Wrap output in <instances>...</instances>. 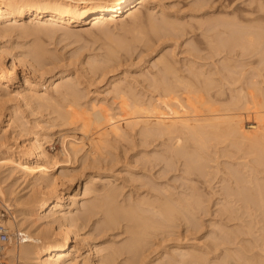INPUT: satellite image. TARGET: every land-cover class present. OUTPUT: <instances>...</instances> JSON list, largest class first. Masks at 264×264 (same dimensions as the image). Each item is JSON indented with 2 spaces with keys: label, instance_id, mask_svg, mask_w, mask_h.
I'll list each match as a JSON object with an SVG mask.
<instances>
[{
  "label": "bare ground",
  "instance_id": "6f19581e",
  "mask_svg": "<svg viewBox=\"0 0 264 264\" xmlns=\"http://www.w3.org/2000/svg\"><path fill=\"white\" fill-rule=\"evenodd\" d=\"M152 2L154 3L155 0H104L102 2H98L97 0H0V38L5 37L7 35L9 36L15 32H17L19 34L20 33H22V34H34V36L36 35V36L41 38L43 36H48V35L50 36V35H52V33L54 34L55 31L62 29V28L66 29L64 31L69 35L70 33L72 34L74 29H76L78 27L83 29L82 30L83 32L90 33L95 29L102 28L103 26L105 27L109 23H115V24L121 23L122 24L127 20H132L134 23H136L137 21H139L141 19L143 20V18L148 20L147 23L149 22V24H150L149 28H151L154 31V34L156 32V33L161 34V35L162 34L163 35H170V36L175 35V34L178 35L179 32L182 31V29H183L182 24H179L177 22L165 19L167 17H165L161 23H158L157 19H156L157 22L154 20V17L151 15L150 10H149V12L147 11L148 15H147V13H145L148 5ZM197 2H196V4H197ZM199 3L200 2H198V4ZM252 4H253V2H252ZM258 6H261V5H258ZM257 9L259 10L258 7H257ZM262 11H263V6H261L260 11H257V12H262ZM245 12L243 11L242 13H245ZM124 15H125V18H123ZM244 15L245 14H243V16ZM243 16L237 17V18L233 17L234 20L233 19L230 20L227 17L226 18L221 17L218 20H213L211 23V24H213L212 28L207 25L208 27L211 28V29H208V31H207V33L210 31L208 33L209 36H207V37L205 36L206 38L204 37V39H203L202 37L204 35H201L202 41L205 40L204 42L211 49V52L214 53L215 51L218 50L216 53L217 55H219L220 51L226 52V54H224V52H221L225 56H223V58L220 59V60H223V62L220 61L223 63V64L221 63L223 68L220 65V67H221L220 71L217 70V68H216V70L214 69L216 72L213 69L207 70V69H205L204 63H203L204 69L202 68V66L198 67L197 66L198 63L196 62L197 61V59H196L195 63H197V64L195 66H197V68H200V69L195 70L194 67H190L188 65L187 68H189L190 71H188L189 69H186L183 71L181 69L182 68L181 67L180 68L181 71L179 70L180 72L183 71V73L181 74L178 71L179 67L176 68L177 64L175 65V63H177V62H175V63L172 62L173 61L171 59L172 56L170 57V54H168V53L164 54L163 53V56H161L160 59L158 58L156 60L157 62L155 63V67L153 65V67L157 69L156 72H154L152 75L149 73L150 75H148V76H151V78L147 77V81H148L149 85L151 86L153 93L158 92L157 93L159 96L158 98L157 97L153 98V96H152L153 100L151 99V97H150L151 100L148 99L149 101H144L143 99H145V98L140 100L141 98H138L134 94H132V88L130 87L129 84H126V82H124V81H118V82L114 81V83L111 85V90H109V91L111 94H113L116 98L119 99V101H120V107L119 108L121 109L120 110L121 112H124L123 115L125 114L126 116H128L126 118L127 119L126 124L124 123L128 128L134 129L136 126L138 127V125H139L141 134H144L145 136L146 135L150 136L153 139L155 136H157L156 138H158V139L160 138L161 140H162L163 136H164V138L166 136V138H168V139L165 138L167 140V142L169 140V136H172L173 138L170 137V140L172 139L171 140V142H172L173 139H175L173 141L174 144L169 143L170 142V140H169L168 143L165 141L167 144H169L168 146H166L167 144H165V142H162V141H164V139L161 141V143H163L161 145L163 152H164V150H163L164 146L166 149L170 148L168 151L165 149V152L164 153L162 152V153L165 154L167 152L168 154H165V156L167 155L168 159L169 158H176V157H172V155L176 156V154L179 155L180 158L181 157L184 158L185 160L183 159V161H186L185 165L189 168V170L192 167L197 169V170L200 167L203 170V168L201 167L203 165V166H205L204 171H206L205 169L207 167L206 166L207 164L204 165L203 163L206 162V161L204 162V160H208L209 158L205 159L204 156L201 154L202 151L204 154V152H205L204 150L206 148L203 147V150L199 153L198 150L202 149L200 146H208L209 147L210 143L221 141V140L224 142V139H225L226 143H228L230 141L232 143V145H234V148L239 151V153L238 152H232L233 156H234L233 158H236L235 157L236 155L234 153H236V154L238 153L237 154L238 159L246 158L248 156L251 157V158L248 157V158H250L249 160L246 159V161L239 163L242 166V169L239 168V165L237 164L238 163L237 162L235 165H233V167L234 166L235 167L230 172L231 173L230 178L232 180L231 184H233V185L231 186V188L229 187V189H228V196H229L228 198H230V196H231L232 200L227 201L228 203H226L225 205L230 204V207L228 206V208L230 210L229 214L231 215L230 219H231V221H234V222L232 224V227L229 228V230H230L229 237L226 236L227 239H229L226 242L229 244L227 251H228V254L230 255V256H228V255L227 256H228V258L230 257L229 264H264V100H263V102H261V99L260 100L258 99V97L260 96V94L258 95V93H260V92H258L259 91V83L255 84L254 85L255 87H254V86H252L253 83L251 84L250 80H249L248 83H250V84L248 85V87L251 85L252 87H254V90H253V88L251 89V87H249L251 89L250 91H248L249 88L248 89L245 88V90L247 92H245V90H244L245 86H243V89H242V87H239V90L241 88V91L239 92V90H238L236 93H234L235 94L234 96L236 97V94L238 93L237 96H239L240 99L234 100L233 97L231 96L232 97L231 103L233 105L230 104V106H228V107L225 106V104H224L225 107L222 105V103H225V102H223L224 100L223 101L221 100L222 101V103H220L221 108L218 106L219 105L218 103H217L218 105H216L220 109L217 108L216 106H213L216 104L214 102L215 97H214V99H212L210 97L211 95L213 96L214 93H215L214 95L216 97H217V95L218 96L220 95L219 93H222V92H218L217 88H215L218 85V82H217L218 77L220 76L219 79H221L222 81L224 79V81H225L227 75L230 76L229 74H231L230 72H232L230 70L231 69L233 70V68L230 69V67L231 66L234 67V64H235L234 63L233 65H231V60L233 59L232 57H236V56H231L232 52L230 54V51L234 50L233 48H235V47H237V49H238V47L240 49L244 48L241 51L245 50V52H244L245 54L248 53V55H251L250 54L251 51L250 52L248 51L249 46L250 47L253 46L251 43L255 44L259 41V43H257V44H259V47L263 45L264 35H262L263 34L262 32H264V15L258 13L256 15L254 14V15L249 16V18L247 16L246 17H243ZM228 17H230V16H228ZM245 20H246V22L250 21V23L247 22V24H246L244 22ZM141 21H139V22H141ZM255 22H256V24H253ZM206 23L208 24V22H206ZM88 25H89V28H83V26H88ZM152 30H151V33L153 32ZM214 30H215V32H213ZM211 32H212V34H211ZM216 32L221 33L219 38H218L219 34L216 35L217 34ZM233 32H236V33H233ZM205 33H206V31L202 34H205ZM229 33H230V35H229ZM232 33H233V36H232ZM222 34H223V36H222ZM225 34H227V36L229 35L230 37L229 36L227 37ZM255 34H256V36H255ZM257 34L258 35L261 34V36H259L258 38L260 39V37H262L263 39L262 38H261L262 40L257 39L256 38ZM214 35H216L217 38L214 37ZM213 37L216 39H219V41L214 39ZM150 40H152V39H150ZM150 40H149V42H150ZM176 41H177V39H176ZM254 41H255V43H254ZM260 41H261V43H260ZM0 43H1L0 44V90H1L2 87H4V86L9 88L10 82L13 81V77H15L14 75L16 73L17 62H19V64H22V65L25 64V62H24L23 58H21L17 54L13 53L12 62H11V64H9L8 53L13 52V51H10L12 49H9L8 46L3 45L2 42H0ZM198 43L199 42H196V44H197L196 47L198 48V50H201V51L204 50V48L202 47L204 45L201 44L202 45L201 46L200 44L198 45ZM190 46H191V44H190ZM194 46L195 45L193 43V46L188 48V49H192V51H191L192 53H190V55L192 56V59L198 58L199 61H202L204 59L202 57L203 53L200 52L202 54V56H201L200 53H198L197 48H195ZM114 47L118 48L117 46H114ZM125 47L126 46L124 45V49H125ZM201 47H202V49H201ZM256 47L257 46H255V47L253 46L251 48L256 49ZM259 47H257L258 50H259ZM33 48H35V47L33 46ZM112 48L113 47L111 46L110 49H112ZM209 48L207 50H210ZM246 48H248L247 49L248 52L246 51ZM251 48H250V50H251ZM263 48H264V46H263ZM115 49L114 50L112 49L111 52L108 55H106L107 58L105 61L103 59V61L105 62V65L108 62H110L111 60H112V62H114L113 56L115 53H117V52H115ZM188 49H187V52H190V50H188ZM207 50H205V51H207ZM261 50H263V53H264V49H262V47H260L259 52ZM46 52L47 51H45V49H42L40 47L39 48L36 47L35 49L31 50V52H30L31 54L28 53L29 55H32L30 57H32L33 61L30 62L29 66H30V72H32L34 75L35 74L37 75L38 72H40V70L45 68L46 62H48L46 60H47V57L49 56V55L47 56V54H49V53H46ZM213 53L211 56L214 55L213 57H217V56H215V53L214 54ZM240 53H242V52H240ZM257 53L258 52H255L256 55H257ZM260 53L263 54L262 52H260ZM28 54H27V56H29ZM50 54H51V52H50ZM243 54L238 53V55H240V56L245 55V54L244 55ZM187 55H189V53ZM196 55L198 57H196ZM242 56L240 58H242ZM258 56H260V55H258ZM199 57H200V59L201 58L202 59L200 60ZM207 57H210V56H207ZM247 58H249V56ZM256 58H258V57H256ZM210 59H211V57H210ZM244 60H247V59H244ZM244 60H238V61L244 62ZM259 60H262V63H264L263 58L262 59L259 58ZM98 62L99 61H97V65L95 66L96 69L102 68L101 63L99 62V65H98ZM191 62L193 64V60L190 61V63ZM212 62H213V60L211 59L210 63H212ZM232 62H234V60ZM257 62L262 64L261 61H257ZM200 64L202 65V63H200ZM213 64H214V62H213ZM219 64H218V66H219ZM237 64H238V62H237ZM241 64H243V63H241ZM246 64H245V66H246ZM254 64H251V65H253L252 67H254ZM156 65H158V67H156ZM216 65H217V62H215V66ZM238 65H237V67H238ZM249 65H250V62H249ZM263 65L264 64H262L261 68L262 67L264 68ZM103 66H104V63H103ZM206 66L209 67L208 64ZM255 66H256V64H255ZM108 67H110V66H108ZM247 67H248V64H247ZM106 68H107V66H106ZM259 68H260V65H259ZM259 68H257V71L258 70L260 71ZM93 70H94V68H93ZM243 70H245V69H243ZM243 70H241V73ZM246 70H248V69H246ZM185 72H187V73H185ZM246 72L243 71V73H246ZM184 73L186 75L187 74L189 75L190 73L191 74L189 76L188 75L186 76V75H184ZM223 73H225L226 77L223 75ZM239 73H240V71H239ZM241 73L239 75H241ZM243 73H242V75H245ZM253 73L254 72H252V74ZM260 73H262V72H260ZM257 74H259V73H257ZM239 75L236 76V75H233V73H232L231 79H234L236 81L239 77V80H240V77L242 75L241 76H239ZM254 76H256V75H254ZM262 76L264 78V75H262ZM61 77H62V80H61L62 82H58L57 84H55L53 87V90H52L53 92H55L54 95L57 94V97H53L54 95L51 96L49 93H46V92L40 93L38 87H41V85L38 82H36L34 79L32 80L31 77L28 75H25V83H26L25 88H23L22 90L15 89V93L14 92L13 93L16 94V97L15 96L14 97L16 99L20 100L19 102H24L26 105H30L32 102L36 101L39 108H42V109L43 108H47V109L52 108V110H53L52 112L56 113L59 120H61L60 121L61 125H66V126L71 125V126H75V127H77V126L81 127L82 126V128L85 127V129H88L87 125L90 126V124L92 125V123L94 124L95 122L90 121L93 117L90 119L86 118V116H87L86 114H87L88 109L87 110L83 109L85 106L82 107L81 106L82 104L80 105V102H79L80 96H79V93L77 92V89H76L77 84L74 85L75 83H74V81L71 82L72 80H65L64 81V79H66L65 76H61ZM222 77H223V79H222ZM230 77H227V78H230ZM242 77H243V79H245L244 76H242ZM247 77H250V76L248 75ZM259 77H260V75H259ZM231 79H229V80H231ZM253 79H254V77H253ZM239 80H237L236 82H238ZM216 82H217V84H216ZM252 82H255V81L252 80ZM258 82H260V81H258ZM261 82L263 84L262 80H261ZM220 83H222V82L220 81ZM226 83H232V81L226 82ZM245 83H246V81H245ZM245 83H243V84H245ZM233 84L234 83H232L231 85H233ZM236 84L238 87V83H236ZM245 85H247V84H245ZM257 85H258V87H257ZM223 87L221 88L222 90H223ZM263 88H264V86H263ZM213 90H217V91L213 92ZM154 91H156V92H154ZM243 91H244V93H243ZM260 91H261V89H260ZM11 92H12V90H9L6 93L8 95H10ZM229 92H231V91L229 90ZM262 93L263 92H261V94ZM14 94H12V95H14ZM232 94L233 93H231V95ZM12 95H10V96H12ZM224 95H225V93H224ZM205 96L207 98L213 100V102L215 104H212L213 102L211 103L212 100L208 101V102H210L212 104V106L215 108L209 107V105H208V107H203V108H201L203 110H201V109H198L197 107H195L194 102H190L191 99H197L198 98L200 100L201 97H203L202 98V100H203L206 98ZM2 97H3V95H2ZM14 97H13V99H14ZM139 97H141V96H139ZM60 98H61V100H60ZM242 98L245 99L246 101L243 100ZM118 99H116V100H118ZM209 99H206V101ZM241 99L246 102V104H244L243 108L245 109V111H247L249 113V115H247V116H249V118L251 119V122L253 121L252 123H247V125H245V126L243 124V117L240 116L239 114L235 113L237 111H235V112L231 111V109H233V106H235V104H236L235 107L237 108V105H238L237 103L240 104ZM262 99H264V98H262ZM185 100H186V102H185ZM230 100H228V101L226 100V103L229 102ZM61 101H64L65 103H66V101L70 102L69 106L72 105L71 107H74V108H71V107L68 108L69 106L67 107V104H64ZM192 101H194V100H192ZM196 102H197L196 105L198 106V100H195V103ZM200 102H201V100L199 101V103ZM100 103H101V101H100ZM90 105H93L91 107H93L94 111H92V112L89 111L88 114H90V113H91V115L94 114V115H92V116H94V119H93L94 121H98V123L100 122L99 124L102 127H104L106 124H108V125L110 124L107 129H105L103 131L100 130L98 132L99 134H97V135L99 137H103V139L100 140V142L105 141V143H107L106 142V141H108L107 136L111 133L113 134V136H115L114 138H117V137L122 138V136L127 134L125 131V128L121 124L116 123V119L119 120V115H122V114H118V112L117 113L113 112L111 110L112 108H109V106L108 107L105 106L106 104L104 105L103 103L96 105L94 102ZM201 105H203V104L201 103ZM226 105H228V104H226ZM240 108L242 109L241 106H240ZM244 109H242L241 111H244ZM91 110H92V108H91ZM235 110H238V108ZM170 114H172V117L170 116V118H168L169 117L168 115H170ZM91 115H90V117H91ZM14 117L12 118V115H11L10 118L8 119V122L6 123V125L10 126V127H11V125H12V127L14 125V127H13L14 129L20 128L21 130H23L22 127L24 125L22 126V124L20 123L21 122L20 118H18L17 115H15ZM87 117H89V116H87ZM95 118L97 120H95ZM249 118H247V119H249ZM245 119H246V116L244 117V121L247 120V119L246 120ZM86 120H89L90 124H87L88 121L86 122ZM27 124H28V122H27ZM96 124H97V122H96ZM99 124H97L98 127L100 126ZM103 124H105V125L103 126ZM94 126H96V125H94ZM2 131H3V129H2ZM2 131H0V199L2 201H5V202H6V200L7 201L9 200L10 202L13 201L14 206L16 207V211H17L16 214L18 213V215H17L18 217L15 218L16 221L14 220L15 221L14 224L16 225L18 230L23 231L26 235V239L23 242H21L17 246L10 247V249L8 250V254L10 256L9 258H10L11 264H76L77 262H78V264H119L120 263L119 259L122 258L123 255H126V256L123 258V262H121L120 264H147V263H143L142 260L138 258L139 254L141 253L142 248L144 247V246L142 247V245L145 244V242H148L147 239L150 238L151 235L160 233V232H158V229L162 230L161 232L164 233L165 228H167V225H165L164 222L167 221L169 223V221H172V219H174L173 217H175L174 213H176V212L184 213V211L186 212V210H187V212L188 211L191 212L190 210H192L194 205L197 203L195 200L196 203L193 205L192 208L189 209L188 205H190V204H188V203H190L191 200H193V198L196 197V195L194 196L192 194H189L188 197L190 198V195H191L193 198L191 197L190 202L185 204L182 202V201H184V199H185L184 202H187L186 198L184 197L186 195L184 193V192H186L185 189H184L185 191L182 192L185 195L182 196L181 199H178L181 196L176 197V199H178V200H176V199H173L171 197L174 195L173 194L174 192L172 193L170 191L171 189L170 188L168 189L167 186L166 187L162 186L163 188H162V190L160 189V192L159 191H157V192L153 191V192H156V194L154 193L155 195H153V193H151V190H150L151 188H150V189H148V193L145 196H143L141 198L139 197L140 198V199L138 198L139 200L136 198L135 201L138 200L137 203L134 200L132 203V201H131L132 199H131L129 201V202H131V204H129L127 206H122L123 204L121 203L122 205L120 206V204L117 203V197H118L119 193L116 192L115 188H112L111 186H109V188H105L106 186L105 187L103 186V190H102L103 192H101V194L99 193L100 199L99 198L98 199L100 201L98 203H95V201H94L93 204L86 206L87 208L84 210V212L86 213L88 211L87 213L91 214V218L93 216L92 214L101 213L102 215H105V218L104 217H103L104 219L102 218V220H103L102 226L106 227V228L108 227V229H112V228H109V226H111V225L116 226L120 222V219H122L121 218L122 216L124 217L123 218L124 220L127 221V219H129L133 222V224L131 223V221H129L132 225L128 224L130 227L126 230V231L130 232V234H131V235L128 234L130 238H129V240H127V241H129L127 244H124L123 246H118V245L115 246V245L110 244V246H107V247L102 249L103 251H105V254L101 255L97 251L94 250V248H96L97 246L95 245L96 247H94V246L88 245L87 241H86L87 238H85L83 235L80 234V231L82 230V228L84 229V226L86 223L83 221L80 224V222H81L80 220L82 219L81 216L74 215V213L72 212V209H70V206H69V203L75 204L78 201V199H81L83 196L79 192H75L74 194L67 195L66 188L68 185L66 184V182H67L66 178L68 176L66 177V174H64L62 172H61L62 174H60V176L50 174V170H51L50 167L54 165L53 164L50 166L53 156L50 155V153L48 152V150L46 148H43L41 146L42 143L37 142L38 139L37 140L35 139L33 141H29L27 144H24V145H17V147L14 148L13 145L10 146V142L7 143L8 139H11L12 137L6 136L5 134L2 135V133H1ZM5 131H3V132L5 133ZM85 133H86V131H85ZM93 135H95V134H93ZM37 137H39V136H37ZM15 140H16V138H15ZM227 140H229V141L227 142ZM94 141H96V139ZM98 142H99V140L96 143H98ZM76 143L73 142V140L70 143V151L69 152L70 153L72 152L74 154V156H76L78 151L80 150L79 147L82 148L81 145L78 146L79 144L77 145ZM108 143H110V142H108ZM195 143L196 144L198 143L200 145V146H197L198 148L200 147L199 149H196V146H195V149H193ZM100 144L102 145V142ZM100 144L99 145L95 144V146L97 145V147H99ZM213 144L214 145L211 144L212 148L210 147L211 150H213V152H211V150L209 149L210 154L211 153L214 154V152H215L214 150L216 149L214 147V146H216V143H213ZM221 144L223 145L224 143H221ZM229 145H228V147H230ZM208 147H207L206 151L208 150ZM225 147L226 146H224V148ZM232 147H230V148H232ZM99 149H100V147H99ZM220 149H222V148H220ZM229 149H225V150H229ZM97 150H98V148H97ZM218 151L219 150L217 149L216 154L218 153ZM223 152H221V153H223ZM65 153H67V152H65ZM162 153H160V152L157 153V151H156L154 153L155 154L154 158L157 159V157H158V159H159L158 161L164 162V160L167 158L164 155H160ZM224 153H230V155H231L230 151L229 152L225 151ZM224 153H223V155H225V156L229 155V154H224ZM93 154H94V152H93ZM97 154L95 152L94 155H97ZM101 154H102V152H101ZM170 154H172V155H170ZM219 154H220V152H219ZM206 155H208V153ZM65 156H66V154H65ZM71 156L72 155L70 154V157ZM162 156H164V157H162ZM217 156H218V154L216 155V157ZM147 157L148 156H146V158ZM219 157H220V155H219ZM227 157L231 158L232 156H227ZM202 158H204V160ZM220 158H218V159H220ZM148 160H149V158H148ZM170 160L169 161L167 160L168 163L170 162ZM200 160H203V161H201V164L199 163ZM213 160H214V158H213ZM240 160H242V159H240ZM167 161L165 160L164 166H165V163L167 164ZM173 161H174V159H173ZM173 161L171 163H173ZM231 162H233V160ZM56 163L57 162H55V164ZM183 164H184V162H183ZM194 164H195V166H194ZM169 165L170 164H168V166L167 165L166 166L169 167ZM174 165H178V164H174ZM185 165H182V166L185 168ZM170 166L172 167V164ZM210 166H212V165H210ZM218 166H220V165H218ZM208 167H209V165H208ZM233 167L229 166L228 170L230 171V168H233ZM200 168H199V170H200ZM186 169H184V170H186ZM7 170H9V173H7V175H4L5 174L4 171H7ZM189 170L187 169V171H189ZM192 171H194V169H192ZM226 171H227V169H226ZM194 172H197V175L198 174L200 175V173L198 171H194ZM18 173L20 176L19 177L17 176L16 179H18L20 177L22 178V176H25L23 178L30 176V178L32 179V181L30 180L31 181L30 184H28V186H30V189H28V191H25L27 189L22 190L23 193H20L21 188H20V191H18V190H16V187H15L17 184L16 182H18L20 179L16 182L14 181L13 183H8V181H9L8 179L12 175H14V174L17 175ZM161 173H162V171H161ZM192 173H190V174H192ZM202 173L203 172H201V174ZM184 175H185V173H184ZM197 175L195 173V178ZM182 176H183V174H182ZM190 177H192V176H190ZM13 178H15V177H13ZM183 178L185 179V176H183ZM142 179H140V180H142ZM10 180H12V179L10 178ZM26 180H27V178H26ZM188 180H190V179H188ZM108 181H110L109 178H108ZM196 181H195V183L198 182V181L197 182ZM188 182H192V181H188ZM229 182H231V181L229 180ZM18 184H19V182H18ZM144 184H146V183H144ZM190 184L192 185V183H190ZM193 184H194V181H193ZM155 186H157V185H155ZM193 186H195V185H192V187ZM194 188H193V190H194ZM196 188H195V192L194 191H190V192H192L194 194L197 193V196H199L198 190ZM154 189H156V188L153 186V190ZM188 189H191V188L188 187ZM86 190L88 191L87 187L85 188V192H87ZM157 190H159V189H157ZM97 192H99V191H97ZM170 192L172 194H170ZM182 193H181V195H183ZM199 194H200V192H199ZM119 197H121V196L119 195ZM202 197L203 196L201 194V198ZM197 198H199L197 200H199L198 203H200L201 198L200 197H197ZM202 199H204V198H202ZM134 202H135V204H134ZM180 203H182V204L180 205ZM126 204H127V202H126ZM183 204H184L185 208H184ZM186 205H187L188 209H187ZM191 205H192V203H191ZM225 205H224V207H225ZM182 208H184V210ZM48 209H49V211H47ZM194 209L196 210L197 207H194L193 210ZM180 215H182V214H180ZM87 217H89V216L87 215ZM125 218H127V219H125ZM89 220H91V219H89ZM86 221H87V219H86ZM188 221H189V219H188ZM161 222H162V224H161ZM6 223H8V225H10V226L13 225V223H11L9 219H6ZM170 225H171V223H170ZM100 226H101V223H100ZM112 227H114V226H112ZM168 228H170V227H168ZM227 228H225V230ZM105 230H107V229H105ZM126 231H124V232H126ZM163 233H162V236H163ZM220 233H221V231H220ZM159 235H161V234H159ZM214 237H211V238H214ZM77 238H80L79 240H77L78 242L76 241ZM88 239H90V238H88ZM153 240H154V238H153ZM74 242H77L78 244L86 243L88 245L86 248V254L85 255H84V253L81 252V250L79 248L80 246L74 247L75 249H73V250L71 249L73 246L72 243H74ZM86 244H84V245H86ZM215 244H216V241H215ZM221 245H223V244H220V247H221ZM223 247H224V245H223ZM124 249H126V250H124ZM143 250H142V252H143ZM175 250L179 251L178 252V254L180 255V259L178 261L179 264H204L203 263L204 261L202 262V260L205 258L202 254L199 253L197 248H190V247L185 248V247L178 246V247H176ZM217 250H218V248H217ZM103 251H102V253H103ZM126 253H131V256H128ZM174 253H175V251H174ZM225 253H227L226 250H225ZM165 254H167V252ZM227 256H226V258H227ZM177 258H179V257H177ZM79 259H81V260L78 261ZM223 259L225 260V258H223ZM166 261H164V259H162V257H161V260H159V262L157 264H166L165 263ZM222 263L224 264V262H222ZM151 264H155L154 261H152ZM170 264H172V263H170Z\"/></svg>",
  "mask_w": 264,
  "mask_h": 264
},
{
  "label": "rangeland",
  "instance_id": "374dc122",
  "mask_svg": "<svg viewBox=\"0 0 264 264\" xmlns=\"http://www.w3.org/2000/svg\"><path fill=\"white\" fill-rule=\"evenodd\" d=\"M97 1L102 2L104 0H97ZM197 1L200 3L198 4ZM196 2H197V4H196ZM252 2H253V4H252ZM258 5L263 6L262 12H257V11H260V7H261ZM257 7L259 8V10L257 9ZM149 10L151 12V15L154 17V20L156 21V19H157L158 23H161L163 21V19L165 17H167L165 19H168V20L177 22L179 24H182L183 29H182V31L179 32L180 35L179 34H178L179 36L177 34L171 35V36L170 35H163V34L161 35V34H158L156 32L154 34V31L151 28H149L150 24H149V22L147 23L148 20L143 18V20L141 19L142 21L139 20L141 22L137 21L136 22L137 24L134 23L132 20H127V21H125L126 23L124 22L122 24L121 23H119V24L109 23L105 27L103 26L102 28L95 29L90 33L83 32L82 31L83 29L78 27V28L74 29V31H73L74 33L72 32V34L70 33L68 35L64 31L66 29L62 28V29L55 31L54 34L52 33V35H50V36L48 35V36L41 37L42 39L36 35L34 36V34H22V33L19 34L17 32L12 33L9 36L7 35L5 37L0 38V42H2L3 45L8 46L9 49H12L10 51H13V52L9 51L10 53H8L9 64H11V62H12L13 53L17 54L18 56L23 58V60L26 64V65L25 64L22 65V64H19V62H17L16 73L14 75L15 77H13V81L10 82V84H9L10 89L8 87L4 86V87H2L3 90L2 89L0 90V95H1L0 96V107H1L0 108V110H1L0 111V113H1L0 114L1 115L0 116L1 117L0 118V131H2V129H3V131L6 130L5 133L3 131L1 132L2 135L5 134L6 136L12 137L11 139H8L7 143L10 142V146L13 145L14 148H16L17 145H24V144H27L29 141H33L35 139L36 140L38 139L37 142L42 143L41 146L43 148H46L48 150V152L50 153V155L53 156L50 166L53 164L54 165L50 167L51 168L50 174H54L56 176H60V174H62V173L66 174V177L68 176L66 178V180H67L66 184L68 185L66 188L67 195L74 194L75 192H79L83 196L81 199H78V201L75 204L69 203V206H70V209H72V212L74 213V215L81 216L82 219L80 220L81 221L80 224L83 221L86 223V224L84 223L85 224L84 229L82 228V230L80 231V234L83 235L85 238H87L86 241H87L88 245H91L94 247L97 246L96 248H94V250L97 251L99 254H101V255L105 254V251H103L102 249L107 247V246H110V244L115 245V246H117V245L123 246L124 244H127L129 242L127 240H129V238H130L128 235V234H130V232H128L126 230L130 227L129 225L133 224V222L131 220L125 218V219H127V221H126L123 219L124 217L122 216L121 217L122 219H120V222L117 224L118 226L117 225L116 226L111 225V226H109V228H112V229H108V227L106 228V227L102 226L103 225L102 224V221H103L102 218L103 217L105 218V215H102L101 213H97L98 215L92 214L93 216L91 218V214L87 213L88 212L87 210H86L87 211L86 213L84 212V210L87 208L86 206L93 204L94 201H95V203H98L100 201L99 200L100 199L99 193L101 194V192H103L102 191L103 186L104 187L106 186L105 188H109V186H111L112 188H115L116 192L119 193L118 197H117V203L120 204V206L122 204H123L122 206H127V205L131 204V202H129L131 199H132L131 201L133 203V200L135 201L136 198L138 199L139 197L141 198V197L145 196L148 193V189H150V188H151L150 189L151 193H153V195H155L157 191L160 192V189L162 190L163 187L167 186L168 189L169 188L171 189L170 191L172 193L174 192L173 193L174 195L171 196L173 199H176V197H178V196H181L180 198H178V199H181L182 196H184L186 194L184 197L186 198L187 202H184L185 199H184V201L181 200L185 204L190 202V199L192 196L190 195V198H189L188 197L189 194H192L194 196L196 195V197H194V198L192 197L193 200H191V202L188 203L190 205L192 203V205L191 206L188 205V206L190 209L197 202L194 205V207H197V209L196 210L194 209L195 210L194 211L193 210L194 207H193L192 210H190L191 212H189V211L187 212V210L185 209L186 212L184 211V213H180V212H176L177 214L174 213L175 217H173L174 219H172V221H169V223L167 221L164 222V224L167 225V228H165V232L163 233V232H161L162 230L158 229V232H160V233H157L158 235L157 234L151 235L150 238L147 239L148 242H145L146 245L145 244L142 245V247L144 246L142 248V250L143 249L144 250H143V252L141 250V253L139 254L138 258L141 259L143 263H147V264H151L152 261H154V263L157 264L159 262V260H161V257H162V259H164V261L167 260L165 262L166 264H170V263H172V264L178 263L179 264V262H178L180 259V255L178 254L179 251L175 250V249H176V247L180 246V247H185V248H187V247L188 248L189 247L190 248H197L199 253L202 254L205 258L202 260V262L204 261L203 262L204 264H223L222 262H224V264H229L230 257L228 258V256H230V255L228 254V251H227L229 244L226 241L229 240V239H227V237H229V233H230L229 228L232 227V224L234 221H231V219H230L231 215L229 214L230 210L228 208V206L230 207V204H227V205H225V204L228 203L227 201L232 200L231 196H230V198H228L229 197L228 196V189H229V187L231 188V186L233 185V184H231L232 180L230 178V176H231L230 172H231V170L234 169L235 166L233 167V165H235L237 162H238L237 164L239 165V168L242 169V166L239 163L246 161V159L249 160L251 157L248 156L250 158H248V157L240 158L242 160L244 159L243 161L238 159L237 154L239 153V151L234 148V145H232V143L229 140H227V142L229 141L230 143L229 142L226 143L225 139H224V142L222 140L217 141V142H213V143H216V146H214L216 149L213 147L215 149L214 150L215 155L213 153L210 154V151H209V149L211 150L212 145H214L213 143H210V145L211 144L212 145L211 146L209 145V147L208 146H200L198 143L197 144L195 143L196 145L194 144L193 149H195V146H196V149H199L200 147L202 148L201 150L200 149L198 150L199 153L203 150V147L206 149L208 147V150L206 151V149H205L204 154H203V151L201 152V154L204 156L205 159L209 158L211 161L209 159L204 160V158H202L204 160V162L205 161L207 162V163L206 162L203 163L204 165L207 164L206 165L207 167L205 169L206 171H204L205 166H203V165L201 166L203 168V170L200 167H199L200 170H199V168L197 170V169L193 168L192 166H191L192 168H190V170H189V168L185 165L186 161H183L184 158L181 157L182 158L181 159L180 156L177 154H176V156L175 155L173 156L172 155L173 153H172L170 155H172V157H176V158H169L168 159L167 155L165 156V154H168V153L166 152L165 154H163L165 152L166 148L163 145L164 146V149H163L164 152H163L162 147H161V145L163 143H161V141L164 139V141H162V142H165V141L167 142L166 139H168V138H166V136H165L166 139L163 136L162 140L160 138L159 139L156 138L157 136H155L154 137L155 140H154L150 136H147V135L145 136L144 134H141L139 125H138V127L136 126L134 129L128 128L125 125L127 122L126 118L128 116H126L125 114L123 115L124 112L120 111L121 109L119 108L120 107L119 99L116 98L113 94H111L109 90H111V85L114 83V81L115 82L124 81V82H126V84H129L130 87L132 88V94H134L138 98H141L140 100L145 98V99H143L144 101H149L152 99V96H153V98H156V97L158 98L159 97L157 94L158 92L154 91L156 93H153L152 88L147 81V77L151 78V76H148V75H150V74L152 75L154 72H156L157 69L154 68L155 63L157 62L156 60L158 58L160 59V57L163 56V53L164 54H166V53L170 54V57L172 56L171 57V59L173 60L172 62H174V63L177 62V63H175V65L177 64L176 68L179 67L178 71L179 70L181 71V69L183 71L186 69H189V68H187L188 65L190 67H194L195 70L200 69V68H197V66L198 67L202 66V68L205 66V69H207V70H212V69L216 70V68H217V70L220 71V68H221L220 65L222 66V64H223L222 63L223 60H220V59L223 58V56H225L224 54H226V52L219 50L220 53L218 52L219 55H217L216 54L218 51L217 50L214 52L215 56H217V57H213L214 55L211 56L213 52H211V49L206 45V43L204 42L205 40L202 41V38L204 39L205 36L206 37L209 36L208 33L210 31L208 33H207V31H208V29L212 28V25H213V24H211L212 21L218 20L221 17L222 18L227 17L228 19L232 20L233 17L234 18L242 17L243 14H245L243 17L247 16L248 18H249V16L254 15V14L256 15L258 13L264 15V0H207V1L206 0H155L154 3L152 2L148 5L147 10L145 12V13H147V15H148ZM243 11L244 12L246 11L247 13L246 12L242 13ZM125 15L123 18H125ZM228 16H230V17H228ZM206 22H208V24ZM244 22L246 24H247V22L250 23V21L246 22V20ZM253 24H256V22ZM207 25L210 26L211 28L208 27ZM83 28H89V25L83 26ZM151 30L153 31L152 33H151ZM205 31H206V33L202 34ZM213 32H215V30ZM233 33H236V32H233ZM233 33H232V36H233ZM262 33H263L262 35H264V32H262ZM211 34H212V32H211ZM201 35H204V36L202 37ZM216 35H218V38H219L221 33L219 32ZM216 35H214V37L217 38ZM225 35L227 36V34H225ZM229 35H230V33H229ZM222 36H223V34H222ZM255 36H256V34H255ZM259 36H261V34L260 35L257 34L256 38L259 39L258 38ZM216 38H214V39H216ZM261 38L262 37H260L259 40L263 39V38L262 39ZM150 39H152V40H150ZM176 39H177V41H176ZM149 40H150V42H149ZM216 40L219 41V39H216ZM196 42H199L198 45L203 44L204 46H202V45L201 46L204 48V50H202V51L198 50V48L196 47L197 46ZM193 43L195 45L194 47L197 48L198 53H200V52L203 53V56L200 53V55L204 58L202 61H199L198 58L192 59V56L190 55V53H192L191 52L192 49H188V48L193 46ZM254 43H255V41H254ZM257 43H259V41ZM257 43H255L256 45L253 43H251V44L254 47L255 46L259 47V44H257ZM260 43H261V41H260ZM123 44L126 46L125 49H124ZM190 44H191V46H190ZM33 46L35 48L40 47L42 49H45V51H47L46 53H49V54H47V56L49 55L48 56L49 58L47 57L46 61H48V62H46L45 68L40 70V72H38L37 75L36 74L34 75L32 72H30V66H29L30 62L33 61L32 57H30L32 55H29V54H31L30 53L31 50L35 49V48H33ZM111 46L113 47L112 48L113 50L116 48L114 46L118 47L115 49V52H117V53H115L113 56L114 62H112V60H111L110 62H108L105 65L104 61L107 58L106 55H108L112 50V49H110ZM253 46H251V47H253ZM263 46H264V39H263V45L260 47H262V49H264ZM202 47H201V49H202ZM207 47L210 50H207L208 49ZM251 47L249 46V49L246 48V51H247V49L249 52L251 51L250 52L251 55H248V53H247L248 51L246 52L247 54H245L244 53L245 50L241 51L244 48L240 49L239 47H238L239 50L237 49V47H235L236 49L233 48L234 50L230 51V54L232 52L231 56H236V57H232L233 59L231 58L232 59L231 65H233L234 63L235 64H234V67H232V66L230 67V69L233 68V70L232 69L230 70L232 72H230L231 74H229V75L231 76L233 73V75L238 76L241 73V70L245 69L243 71H245V72L247 71L246 73H243V71H242V73L245 75H242V73H241V75L244 76L245 79H243V77L241 75H239V76H241L240 77L241 81L239 80V77H238L237 80H239V81L236 82L237 80L235 81L234 79H231L232 76L230 77L227 75V77H230V78H227L225 76V73H223V75L226 77L227 80L225 79V81H224V79L222 77V79H223V81H222L221 79H219V77H220L219 76L218 80H217L218 85H217V87H215V88H217L218 92H222V93H219L220 95L219 96L217 95V97L214 95L215 93L213 94V96L212 95L210 96L212 99H214V97H215L214 102L216 104L213 102L212 99H209L206 96H205L206 98L204 97L205 99H203V100H202L203 97L200 98V100H201L200 103H199L200 100L198 98L197 99H191L190 102H194L195 107H197L198 109H201L203 107H208V105H209V107H213V106H216L218 104H219L218 106L221 108L220 103H222V101L224 100L223 102H225V103H222V105L224 106V104H225V106L228 107V106H230V104H232L231 103L232 97L234 100L240 99L239 96H237L238 93L236 94V97L234 96L235 95L234 93H236L239 90V87H242V89H243V86H245L244 90H245V88L248 89L249 87H251V89L253 88V90H254V87H255L254 85L258 84V83H259V91L258 90L257 91L260 92V93H258V95L260 94L258 99L259 100L261 99V102H263L264 99H262V98H264V88H263L264 78L262 75H264L263 74L264 68L263 67L261 68V66L264 63H262V60H259V58L264 59V55H263L264 53H263V50L260 51L263 54H261L259 52L260 47H259V50L257 47H256V49L255 48L253 49ZM250 48H251V50H250ZM187 49L190 50V52H187ZM205 50H207V51H205ZM50 52H51V54H50ZM221 52H224V54ZM240 52H242V53H240ZM255 52H258L259 54L257 53V55H256ZM26 53L27 54L29 53L28 54L29 56H27ZM186 53L187 54L189 53V55H187ZM238 53L239 54L244 53L245 55L244 54H243L244 56L241 55L242 58H240L241 56L238 55ZM197 55H196V57H198ZM258 55H260V56H258ZM207 56L211 57L214 64H213V62L210 63L211 59H210V57H207ZM248 56L250 59L247 58ZM200 57H199V59H200ZM256 57H258V58H256ZM103 59H104V61H103ZM196 59H197V61H196ZM244 59H247V60H244ZM192 60H193V64H192V62L190 63V61H192ZM233 60H234V62H232ZM238 60H244L245 63L243 61L241 62ZM97 61H99L101 63L102 68H99V69L95 68V66L97 65ZM195 61L198 63L197 66H195L197 64V63H195ZM220 61H222V62H220ZM257 61H261L262 64H260ZM99 62H98V65H99ZM102 62L104 63V66H103ZM215 62H217L216 66H215ZM237 62L239 65L237 64ZM249 62H250V65H249ZM200 63H202V65ZM203 63H204V66H203ZM241 63H243L244 65ZM246 63L248 64V67L250 66L249 68L247 67ZM254 63L256 64V66ZM207 64L209 67L206 66ZM218 64H219V66H218ZM245 64H246V66H245ZM251 64H254V67H252L253 65H251ZM153 65H154V67H153ZM237 65L239 68L237 67ZM259 65H260V68H259ZM106 66H107V68H106ZM108 66H110L111 68ZM156 67H158V65H156ZM93 68H94V70H93ZM222 68H223V66H222ZM257 68H259L260 71L259 70L257 71ZM246 69H248V70H246ZM180 71H179V73L182 74L183 71L182 72H180ZM188 71H190V69ZM239 71H240V73H239ZM252 72H254V73L252 74ZM260 72H262V73H260ZM185 73H187V72H185ZM185 73H184V75H186ZM257 73H259V74H257ZM25 75L30 76L32 80L34 79L36 82H38L41 85V87H38L40 93L46 92V93H49L51 96H53L55 94V92L52 91L54 85L57 84L58 82H62L61 76H65L66 79H64V81L65 80H72L71 82L74 81L75 84L74 83L73 84L74 85L77 84L76 89H77V92L79 93V96H80V99H79L80 105L82 104L81 105L82 107H84V106L86 107V108L84 107L83 109H86V110L88 109L86 115L89 117L86 116V118L90 119L93 117L90 121L95 122V123L93 124L91 122L92 123V125H91L90 121L86 120V122L87 121L89 122V123L87 122V124H90V126L86 124L88 129H85V127L82 128V126L81 127L80 126L75 127V126H71V125H67V126L61 125V122H60L61 120H59L56 113L52 112L53 111L52 108L51 109L50 108H48V109L47 108H43V109L39 108L36 101H34L35 103L32 102L30 105H26L24 102H19L20 100L15 98L16 94H14V93H15V89L22 90L23 88H25V86H26ZM246 75L247 76L249 75L250 77H247ZM254 75H256V76H254ZM259 75H260V77H259ZM253 77H254V79H253ZM229 79H231V80H229ZM251 79L253 81H255L256 83L252 82ZM249 80H250L251 84L253 83L252 86H254V87H252L251 85L248 87V85L250 84V83H248ZM261 80L263 81V84H262ZM220 81L222 83H220ZM231 81L236 86L234 84L231 85L232 83H226V82H231ZM245 81H246V83H245ZM258 81H260V82H258ZM217 82H216V84H217ZM236 83H238V87H237ZM243 83H245L247 85H245ZM222 87H223V90L225 92L221 89ZM257 87H258V85H257ZM251 89L249 88L248 91H250ZM260 89H261V91H260ZM6 90L7 91L12 90L10 95H12V94H14V95H12V96L8 95L6 93L7 92ZM217 90H213V92L217 91ZM229 90L231 92H229ZM240 91H241V88H240L239 92ZM245 92H247V91L245 90ZM261 92H263V93L261 94ZM224 93H225V95H224ZM231 93H233V94L231 95ZM243 93H244V91H243ZM2 95H3V97H2ZM139 96H141V97H139ZM13 97H14V99H13ZM53 97H57V94L54 95ZM150 97H151V99H150ZM6 98L7 99L9 98V99L7 100ZM116 99H118V100H116ZM206 99H209V100L206 101ZM242 99L240 101V104L237 103L238 104L237 105L238 110H235V109H237L235 107L236 106V104H235V106H233L234 110L231 109V111L232 112L237 111L235 113H237L243 117V124L245 126V125H247V123H252L253 121L251 122V119L249 118V116H247V115H249V113L247 111H245V109L243 108L244 104H246V102H245L246 100L243 99V100H245V101H243ZM60 100H61V98H60ZM192 100H194V101H192ZM195 100H198V106L196 105L197 102L195 103ZM226 100L227 101L230 100V101L226 103ZM100 101H101V103H100ZM208 101H211V103L213 102L212 104H215V105L212 106V104ZM61 102H63L64 104H67V107L70 104V102H68V101H66V103L64 101H61ZM94 102L96 105H99L102 103L104 105L106 104L105 106H107V107L109 106V108H112L111 110L113 112H115V113L118 112V114L123 115V116L119 115V120L116 119V123L121 124L125 128V131L127 133L124 135L125 137L122 136V138L121 137L120 138L119 137L114 138L115 136H113V134L111 133L112 135L109 134L107 136V139H108V141H106L107 143H105V141L104 142L101 141L102 145L100 144L101 143L100 140H102L103 137H99L97 134H99L98 132L100 130L103 131V130L107 129L110 124L109 125L103 124V126L105 125L104 126L105 128H104L99 124L100 122L98 123V121L93 120L94 116H92V115H94V114H92V115H91V113L88 114L89 111H91V112L94 111L93 107H91L94 104L90 105ZM185 102H186V100H185ZM201 103L203 105H201ZM226 104H228V105H226ZM71 106L72 105H70L68 108H70ZM218 106H216V107L219 108ZM240 106L242 107V109H244V111H241L242 109L240 108ZM71 108H74V107H71ZM91 108H92V110H91ZM213 108H215V107H213ZM201 110H203V109H201ZM11 115H12V118L15 115H17V117L20 118L21 122L20 121L19 122L22 124V126L24 125L22 127L23 130H21L20 128L14 129L13 128L14 125H13V127L11 125L12 128L10 126L6 125V123L8 122V119L10 118ZM90 115H91V117H90ZM168 116H169L168 118H170V116L172 117V114H170ZM245 116H246V119L249 118L250 120L247 119L248 120L247 121L245 119L246 121H244ZM95 120H97V119L95 118ZM27 122H28V124H27ZM96 122H97V124L100 125L99 126L100 128L98 127ZM94 125H96V126H94ZM85 131H86V133H85ZM92 133L95 135H93ZM37 136H39V137H37ZM170 137H172V136H169V140H170ZM15 138H16V140H15ZM93 139L94 140L96 139V141H94ZM72 140L75 143L78 141L76 144L77 145L79 144L78 146L81 145V147H82V148L79 147L80 150L78 151L76 156H74V154L72 152L71 153L69 152L70 151V143ZM98 140H99V142L96 143ZM169 140H168V142H169ZM171 140L169 143L174 144L173 141L175 139H173L172 142H171ZM108 142H110V143H108ZM166 142H165V144L168 143V142L167 143ZM221 143H224V144L222 145ZM95 144H98V145L100 144V146H99L100 149H99V147H97V145L95 146ZM168 145L169 144H167L166 146H168ZM228 145L230 147H232V146L233 147L230 148V147H228ZM197 146H200V147L198 148ZM224 146H226L227 148L226 147L224 148ZM97 148H98V150H97ZM220 148H222V149H220ZM169 149L170 148H168L166 150L168 151ZM217 149L219 151L217 153L218 156L216 157ZM225 149H229V150H225ZM222 150L223 151L225 150L228 152L230 151L231 155H230V153H224L225 151L223 152ZM154 151L155 152L157 151V153L163 152L160 155H164L167 158V159L164 158L166 161L167 160L169 161L170 159L173 161V159H174L173 163H171L172 162L171 160L169 163H168V161H167V164L165 163V166L166 165L168 166V164H170V165L172 164V167L169 165V167L166 166L167 167L166 168L164 166L165 160H164V162L158 161L159 160L158 157H157V159H155L154 158V156H155ZM65 152H67L69 155ZM93 152H94V154H95V152H96V154L97 153L98 154L94 155ZM101 152H102V154H101ZM211 152H213V150H211ZM219 152H220V154H219ZM221 152H223L224 154H229V155L225 156ZM232 152H238L237 154L234 153L236 155L235 157L237 159L233 158L234 156H233ZM207 153H208V155H206ZM65 154H66V156H65ZM70 154L72 155L71 157H70ZM219 155H220V157L222 156L223 158L222 157L220 158ZM146 156H148V157L146 158ZM164 156H162V157H164ZM227 156H232V157L230 158ZM148 158H149V160H148ZM213 158H214V160H213ZM218 158H220V159H218ZM203 160H200V162L199 161L198 162L201 164V161H203ZM232 160H233V162H231ZM55 162H57V163L55 164ZM183 162H184V164H183ZM174 164H178V165H174ZM195 164H194V166H195ZM217 164L220 166H218ZM182 165H185V168ZM208 165H209V167H208ZM210 165H212V166H210ZM229 166L233 167V168H230V171L228 170ZM186 168L189 171H187ZM184 169H186V170H184ZM192 169H194V171H198L200 173V175L198 174L200 177L197 175V172L192 171ZM226 169H227V171H226ZM7 171H4L5 174L4 173L3 174L7 175V173H9V170H7ZM161 171H162V173H161ZM183 172L185 173V175ZM201 172H203V173L201 174ZM190 173H192V174H190ZM195 173L197 175L196 178H195ZM182 174H183V176H185V179L183 178ZM189 175L192 177H190ZM12 176L15 178H13ZM12 176L10 177L12 180H10V178H9L8 183H13L14 181L16 182L20 179L18 181L19 184H18V182H16L17 184L15 186L16 190H18V191H20V188H21L20 193H23L22 190L27 189L25 191H28V189H30V186H28V184H30V182L32 181L30 176L26 177L27 180H26V178H23L25 176H22L23 179L21 177L16 179L17 176L18 177L20 176L19 173L17 175L14 174ZM108 178L110 179V181H108ZM140 179H142V180H140ZM188 179H190V180H188ZM229 180L231 182H229ZM186 181L187 182L192 181V182L187 183ZM193 181H194V184H193ZM195 181L197 183H195ZM144 183H146V184H144ZM190 183H192V185H195L197 188L195 186L192 187V185ZM155 185H157V186H155ZM153 186L156 189L153 190ZM86 187L88 189V191L86 190L87 192H85ZM188 187H190L192 190L188 189ZM194 187L198 190L199 196H197V193L194 194V193L190 192V191L195 192ZM193 188H194V190H193ZM157 189H159V190H157ZM184 189L186 190V192H184L185 191ZM97 191H99V192H97ZM153 191H156V192H153ZM171 192H170V194H172ZM182 192H184L185 194ZM199 192H200V194H199ZM181 193L183 195H181ZM201 194L203 196L202 198H204V199L201 198ZM119 195L121 197H119ZM197 197L201 198L200 203H198L199 200H197V199H199V198H197ZM178 199H176V200H178ZM138 200L135 202L137 203ZM195 200H196V202H195ZM126 202H127V204H126ZM135 202H134V204H135ZM0 203H6L11 207L12 215L10 217H8L7 219H9L11 223H13L12 226L14 228H17L16 225L14 224V222L16 221L15 218L18 217L17 216L18 213L16 214L17 211H16V207L14 206L13 201L10 202L9 200L8 201L6 200V202H5V201H2L0 199ZM181 204L182 203H180V205ZM224 205H225V207H224ZM183 206H184V204H183ZM186 207H187V205H186ZM184 208H185V206H184ZM184 208H182V209L184 210ZM187 209H188V207H187ZM47 211H49V209ZM86 214L89 217H87ZM180 214H182V215H180ZM86 219H87V221H86ZM89 219H91V220H89ZM188 219H189V221H188ZM129 221H131L132 224ZM162 222H161V224H162ZM100 223H101V226H100ZM170 223H171V225H170ZM112 226H114V227H112ZM168 227H170V228H168ZM225 228H227V229L225 230ZM105 229H107V230H105ZM219 230L221 231V233ZM124 231H126V232H124ZM162 233H163V236H162ZM159 234H161V235H159ZM211 237H214V238H211ZM88 238H90V239H88ZM153 238H154V240H153ZM79 239L80 238H77L76 241ZM215 241H216V244H215ZM77 242L72 243L73 246L71 249L73 250V249H75L74 247L80 246L79 248H80L81 252L84 253V255H85L86 254V248L88 245L86 243L78 244ZM84 244H86V245H84ZM220 244H223L224 247H223V245H221V247H220ZM217 248H218V250H217ZM224 249L226 250L227 253H225ZM124 250H126V249H124ZM102 251H103V253H102ZM174 251H175V253H174ZM166 252H167V254H165ZM126 254L128 256H131V253H126ZM125 256L126 255H123V257L119 259L120 263L123 262V258ZM226 256H227V258H226ZM177 257H179V258H177ZM223 258H225V260ZM80 260L81 259H79L78 261H80ZM76 264H78V262Z\"/></svg>",
  "mask_w": 264,
  "mask_h": 264
},
{
  "label": "built area",
  "instance_id": "2783aa9c",
  "mask_svg": "<svg viewBox=\"0 0 264 264\" xmlns=\"http://www.w3.org/2000/svg\"><path fill=\"white\" fill-rule=\"evenodd\" d=\"M11 215V207L6 203H0V264H11L8 250L26 239L23 231L6 223V219Z\"/></svg>",
  "mask_w": 264,
  "mask_h": 264
}]
</instances>
